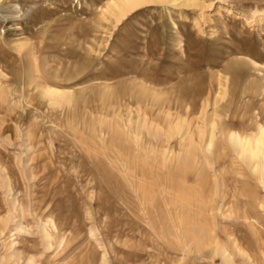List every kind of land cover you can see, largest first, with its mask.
Wrapping results in <instances>:
<instances>
[{
	"label": "rangeland",
	"instance_id": "rangeland-1",
	"mask_svg": "<svg viewBox=\"0 0 264 264\" xmlns=\"http://www.w3.org/2000/svg\"><path fill=\"white\" fill-rule=\"evenodd\" d=\"M111 1L0 0V264H264V0Z\"/></svg>",
	"mask_w": 264,
	"mask_h": 264
},
{
	"label": "bare ground",
	"instance_id": "bare-ground-1",
	"mask_svg": "<svg viewBox=\"0 0 264 264\" xmlns=\"http://www.w3.org/2000/svg\"><path fill=\"white\" fill-rule=\"evenodd\" d=\"M152 2H169L175 4L177 0H112L110 2L111 9H114L119 12L120 15H123L125 12L135 9L136 7ZM45 93L49 95H59L62 96L66 92L65 90H60L58 88H54L52 86H46ZM66 95V94H65ZM258 145L264 150V127L261 128V139L258 140ZM221 257V256H220ZM248 258V257H247ZM228 264H231V259L226 258ZM225 263V264H227ZM234 264V263H232Z\"/></svg>",
	"mask_w": 264,
	"mask_h": 264
}]
</instances>
